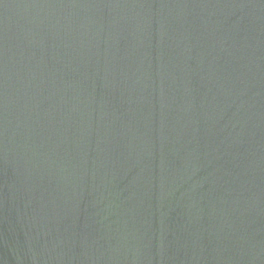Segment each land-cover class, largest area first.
I'll list each match as a JSON object with an SVG mask.
<instances>
[{
	"label": "water",
	"instance_id": "95a60500",
	"mask_svg": "<svg viewBox=\"0 0 264 264\" xmlns=\"http://www.w3.org/2000/svg\"><path fill=\"white\" fill-rule=\"evenodd\" d=\"M0 264H264V0H0Z\"/></svg>",
	"mask_w": 264,
	"mask_h": 264
}]
</instances>
